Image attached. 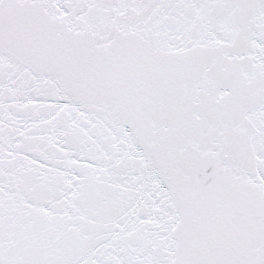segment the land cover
Here are the masks:
<instances>
[{"label": "snow or ice", "instance_id": "1", "mask_svg": "<svg viewBox=\"0 0 264 264\" xmlns=\"http://www.w3.org/2000/svg\"><path fill=\"white\" fill-rule=\"evenodd\" d=\"M0 264H264V0H0Z\"/></svg>", "mask_w": 264, "mask_h": 264}]
</instances>
